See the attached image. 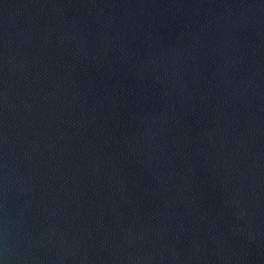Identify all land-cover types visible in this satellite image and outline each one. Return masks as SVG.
<instances>
[{"label": "water", "instance_id": "95a60500", "mask_svg": "<svg viewBox=\"0 0 264 264\" xmlns=\"http://www.w3.org/2000/svg\"><path fill=\"white\" fill-rule=\"evenodd\" d=\"M0 264H264V0H0Z\"/></svg>", "mask_w": 264, "mask_h": 264}]
</instances>
